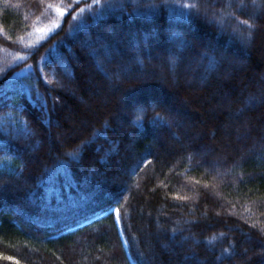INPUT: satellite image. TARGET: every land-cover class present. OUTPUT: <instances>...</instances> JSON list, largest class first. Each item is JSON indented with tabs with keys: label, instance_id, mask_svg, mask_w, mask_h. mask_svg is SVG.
Segmentation results:
<instances>
[{
	"label": "trees",
	"instance_id": "16d2710c",
	"mask_svg": "<svg viewBox=\"0 0 264 264\" xmlns=\"http://www.w3.org/2000/svg\"><path fill=\"white\" fill-rule=\"evenodd\" d=\"M106 2L0 0V264H264V0Z\"/></svg>",
	"mask_w": 264,
	"mask_h": 264
},
{
	"label": "snow or ice",
	"instance_id": "6c2138e0",
	"mask_svg": "<svg viewBox=\"0 0 264 264\" xmlns=\"http://www.w3.org/2000/svg\"><path fill=\"white\" fill-rule=\"evenodd\" d=\"M97 4L100 3V0H95ZM134 9L146 8L149 10H154L158 7H167L166 3L157 4L155 0H127ZM253 5L256 4V0H252ZM240 6L243 7V0H241ZM105 10H123L125 8L124 0H119V2H114V0H107L105 5H103Z\"/></svg>",
	"mask_w": 264,
	"mask_h": 264
},
{
	"label": "rangeland",
	"instance_id": "374dc122",
	"mask_svg": "<svg viewBox=\"0 0 264 264\" xmlns=\"http://www.w3.org/2000/svg\"><path fill=\"white\" fill-rule=\"evenodd\" d=\"M264 36V35H263ZM260 38H263V37H260ZM255 58H257V56L262 60V58L264 57V43L261 42V40H258L255 44ZM255 61V60H254ZM191 96H189V100L191 103H197L198 105V100L200 99L199 97L195 96L193 93H190ZM89 96H92L91 93L89 92ZM107 97L109 98L110 96L108 95L107 93ZM171 102L172 104H175L177 107H181L182 109V112L185 114V115H188L192 110L190 108V106H185L184 105H187V104H184L181 106V104L179 102H177L178 98L177 97H173V95H168L167 97ZM92 99V98H91ZM99 103L101 102L103 106H106V101H105V97L103 96V98L101 97V100H98ZM179 103V105L177 104ZM123 105V104H122ZM73 121L71 120L70 123H72Z\"/></svg>",
	"mask_w": 264,
	"mask_h": 264
}]
</instances>
